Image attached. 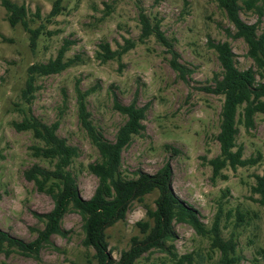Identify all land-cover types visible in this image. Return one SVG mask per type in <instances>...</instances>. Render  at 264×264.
<instances>
[{
    "label": "rangeland",
    "instance_id": "374dc122",
    "mask_svg": "<svg viewBox=\"0 0 264 264\" xmlns=\"http://www.w3.org/2000/svg\"><path fill=\"white\" fill-rule=\"evenodd\" d=\"M26 7L29 28H40L35 39L20 23L11 26L0 3V229L25 241L42 227L33 212L50 210L52 198L39 191L24 171L33 164L52 168L51 162L35 157L31 146L40 143L30 131H16L13 121L32 114L40 121L58 122L57 134L78 148L72 170L79 194L88 198L97 178L87 164L98 158L95 147L80 126L75 87L94 88L86 96V107L96 128L108 140L125 117L113 108V94L122 104L132 100L145 108L144 130L133 135L121 152V175L134 177L136 170L153 173L169 162L175 194L197 209L209 228L217 219L220 236L234 244L231 264H264V207L251 191L255 175L264 167V114L256 113L252 127L238 125L236 146L242 157H259L254 165L224 167V176L212 177L208 160L219 153L216 140L222 95L204 89L213 85L220 72L210 42L228 41L239 69L253 67L242 38L229 36L233 25L214 0H61L59 14L48 15L54 0H10ZM139 13L157 21L165 43L154 35L140 40ZM246 23L264 28L260 17L240 10ZM128 39L133 47L119 60L95 57L99 44L119 48ZM64 40L71 42L63 59L75 56L64 70L34 79L32 98H21L30 64L55 57ZM177 60L187 72L183 77L170 65ZM257 79L259 77L256 75ZM156 191L141 202L133 201L124 220L106 228L110 256L114 263L130 238L141 237L135 222L145 219V205L154 206ZM66 235L53 234L37 258L17 251L0 252V264H95L94 250L81 243L83 234L78 213L68 211L61 221ZM177 255L191 253L193 264H221L218 249L184 223H173ZM233 253V254H232ZM136 264H173L163 250L143 253Z\"/></svg>",
    "mask_w": 264,
    "mask_h": 264
},
{
    "label": "trees",
    "instance_id": "16d2710c",
    "mask_svg": "<svg viewBox=\"0 0 264 264\" xmlns=\"http://www.w3.org/2000/svg\"><path fill=\"white\" fill-rule=\"evenodd\" d=\"M233 25L234 32L228 31L233 38L240 37L247 46L246 54L252 60L254 68L239 69L235 65L234 54L228 41L210 42L216 53L220 72L213 77V85L204 86L209 92L222 95L218 132L215 137L219 153L208 160L212 177L222 176L224 167L254 165L259 157H242V146H236L238 125L252 127L256 113L264 114V28L258 32L255 23H246L239 16L240 10H250L258 17L264 14V0H214ZM7 13L11 26L20 23L30 32V39L38 37L40 28H29L26 22V7L10 0H0ZM63 9L61 0H54L48 13L53 17ZM141 32L139 39L149 35L165 43L163 32L157 21L150 22L143 13H139ZM71 42L64 40L54 58L46 62L30 64L26 70L25 86L21 98L29 102L34 90L36 76L58 73L74 63L75 57L63 59L64 52ZM133 47V42L126 39L119 48L111 49L108 42L99 44L95 57L100 61L119 60L121 55ZM170 65L183 77L187 70L177 62L170 60ZM256 75L259 77L257 79ZM94 88L81 90L75 87L76 110L80 126L85 130L90 142L95 147L98 158L87 164V170L97 178V184L88 198H83L78 191L76 178L70 169L73 159L78 156V148L69 144L57 134L58 122L44 123L32 114H26L20 121H13L16 131H30L40 143L31 146L35 157L46 159L52 168L33 164L24 171L35 187L47 193L53 201L52 208L46 212H33L42 227H30L35 232L34 238L25 241L0 229V252L6 255L17 251L22 255L37 258L39 250L51 243L53 234L66 235L61 226L64 214L68 211L78 213L81 219V243L94 250L95 264H113L106 236V228L125 219L126 212L133 201L141 202L152 191L157 192L154 206L145 205V219L135 222L141 237L130 238L127 249L121 251L117 264H136L143 253L158 249L168 255L173 264H193L191 253L177 255L174 245L166 242L175 240L173 223H184L193 228L196 234L207 236L210 247L218 249L221 264L233 262L230 252L234 253V244L220 236L217 219L207 228L199 217L196 208L179 198L172 189V169L169 162L162 164L155 172L136 170L134 177L121 175V152L130 143L133 135H140L144 130L145 108L137 106L135 101L120 103L113 94V108L125 117L115 132L114 139L108 140L96 128L90 119L86 107V96ZM264 163V160H263ZM251 191L258 195L255 201L264 207V167L261 174H256ZM232 253V254H233Z\"/></svg>",
    "mask_w": 264,
    "mask_h": 264
}]
</instances>
